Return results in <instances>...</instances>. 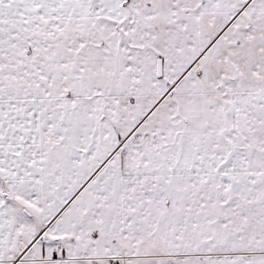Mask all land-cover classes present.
Instances as JSON below:
<instances>
[{"label": "snow or ice", "instance_id": "6c2138e0", "mask_svg": "<svg viewBox=\"0 0 264 264\" xmlns=\"http://www.w3.org/2000/svg\"><path fill=\"white\" fill-rule=\"evenodd\" d=\"M0 264H264V0H0Z\"/></svg>", "mask_w": 264, "mask_h": 264}]
</instances>
